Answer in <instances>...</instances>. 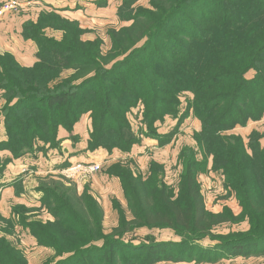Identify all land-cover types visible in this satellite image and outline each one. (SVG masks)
<instances>
[{"label":"trees","instance_id":"16d2710c","mask_svg":"<svg viewBox=\"0 0 264 264\" xmlns=\"http://www.w3.org/2000/svg\"><path fill=\"white\" fill-rule=\"evenodd\" d=\"M150 4L149 10L143 7L129 10L127 18L120 14L132 20V25L109 31L112 50L119 52L147 37L144 47L134 51V60H139L135 73L119 79L122 85L117 84L114 74L129 65L130 60L125 58L106 68L108 57L102 53L103 40L98 45L82 42L77 26L73 29L76 38L72 37L65 31L69 21L55 12L43 13L37 23L28 21L44 30L49 26L44 23L46 15L57 18L64 23L63 28L56 21L51 26L61 28L65 35L62 41L39 33L32 37L38 46V60L31 69H20L14 61L18 71L12 73L18 76L8 77L9 72L3 66L4 79L9 82L4 85L2 80L0 87L13 92L15 85L18 99L2 109L8 139L0 142L4 145L0 150L7 149L19 158L33 150L38 140L59 145L60 128L72 132L80 118L90 111L93 129L88 148L94 151L103 147L111 151L117 147L130 151L136 141L124 138L125 130L129 131V108L142 100L146 118L156 121L162 111L177 113L179 93L190 90L194 93L190 108L202 126L194 139L203 155L213 156V170L225 178L226 189L236 200L239 212L229 207L221 212L207 208L198 180L200 160L195 150L183 161L176 189L159 178L156 169L164 174V167L155 161L150 162L146 176L123 167L117 174L131 218L122 214L118 226L100 238L88 234L93 231L90 215L103 230V214L93 199L86 204V211L77 199V205L68 204L56 191L45 186L48 192L44 193V204L54 213L55 221L37 220L26 227L40 246L52 247L59 255L69 254L56 264H117L119 245L138 256V262L146 259L134 264H156L176 246L174 242L129 245L121 238L140 228L168 229L182 239L181 243L188 241L192 247L199 241L214 239L219 226L246 221V232L215 243L212 250L218 256L202 259L214 261L221 257L264 253V145L261 141L264 134L253 132L246 144L242 135L227 133L238 125L246 126L250 120L264 117V0H150ZM26 28L25 24L24 29L29 32ZM167 29L175 31L165 33ZM175 33L180 41H175ZM25 36L31 37L27 33ZM146 51H149L146 58L137 59ZM92 68H95L93 75L82 77L78 85L74 83L76 78L60 77L64 69L79 72ZM24 82H38V85L30 90L22 86ZM46 82H53V86L48 87ZM110 136H115L118 143ZM1 162V169H5L9 159ZM84 199L82 196L81 200ZM100 239L106 241L103 247L92 245ZM184 260L185 256L176 258V261ZM0 264L29 262L23 252L0 240Z\"/></svg>","mask_w":264,"mask_h":264},{"label":"rangeland","instance_id":"374dc122","mask_svg":"<svg viewBox=\"0 0 264 264\" xmlns=\"http://www.w3.org/2000/svg\"><path fill=\"white\" fill-rule=\"evenodd\" d=\"M5 1L10 0H3L0 4V7L3 5ZM20 1V0H15ZM55 0L57 5L63 6H56L58 9H62L66 11V13H60L52 10L50 7L54 6V4L50 3H41L42 9L39 10L38 8H33L30 6H25L21 8L19 11H9L6 12L4 15L0 16V18L8 14L9 18L19 16L23 17L27 15V21L23 23V30H22V37L26 40H31L34 44H36V40L32 37H35L37 33L45 34L48 37H52L56 40H63L65 35V31L69 34L71 33L72 37L76 38V32L73 30L76 26L79 29L78 38L82 42H94L97 45L99 41L103 40V49L102 53L107 56V64H105L106 68H112L115 63H118L125 58L130 60V64L115 71L114 76L118 79L116 80L117 84L122 85L119 79H123L126 75L132 76V72L135 73L136 64H138L139 60H134V51L139 48L144 47L147 37L140 40L138 43L132 45V47L128 50H124V52L114 51L112 50V41L110 38L109 31L111 28L119 29L122 26H130L132 25V20H126L128 15L130 14L129 10L134 8L143 7L145 9H152L150 0ZM37 1H35L36 3ZM63 2V3H60ZM67 5V6H64ZM130 5L131 7H128ZM67 9V10H65ZM39 14L37 15V12ZM45 12H55L59 15L62 19L69 21L66 24L65 31L62 30L64 23L59 22L57 18H51L50 16L46 15L44 19V23L49 25L47 28L40 30L37 29V26H33L34 24L28 23L34 22L37 23L39 21L40 16ZM48 14V13H47ZM120 14L124 15V18L120 17ZM126 15V16H125ZM52 21H56L57 26L61 28H52L51 25H54ZM27 25L29 32H26L24 29V25ZM30 34L31 37H26L25 34ZM174 32L175 30L167 29L165 33ZM172 35V34H171ZM175 41H180V36L178 34H173ZM41 40V39H40ZM43 43L44 40L42 39ZM129 43V42H128ZM126 47V48H125ZM159 48V49H158ZM124 49H127V46H124ZM176 49V48H174ZM38 50V46L36 44V50ZM141 50V49H140ZM156 49L152 50L155 52ZM160 47H157L156 51H159ZM11 48L6 49V52H0L3 57H0V86L1 82L3 84L9 80L4 79V69L3 66L9 72L8 77H16L18 76L17 73H12L13 71H18V67L16 66V61L20 65V69L29 68L31 69L35 64V56L32 59L35 62H24L25 60L21 59L22 55H20V60L17 56L11 52ZM37 53V52H36ZM149 51L143 53V56L138 57L137 59H143L147 57ZM6 55V56H5ZM12 57H10V56ZM34 55V54H33ZM32 55V56H33ZM37 57V56H36ZM14 58V59H13ZM38 60V59H37ZM105 63V62H104ZM129 69L128 71H124V69ZM97 69V68H96ZM95 68L91 70H84V71H76L73 69H64L61 71L60 77L62 79L65 78H76L74 82L75 85H78L82 82V77L93 75ZM20 71V70H19ZM253 75V72L252 74ZM78 77H80L78 79ZM26 83V82H24ZM47 83V82H46ZM107 83V82H105ZM22 84V83H21ZM30 84H22V86L32 90V87H37L38 82ZM32 85V86H31ZM48 87L53 86V82L47 83ZM107 85V84H106ZM5 87V86H4ZM13 92L6 91L4 88L0 87V115H2V109L6 107V105H12L18 99L16 94V86H13ZM87 88H84L83 91H86ZM123 95L124 93L121 92ZM125 96V95H124ZM179 105L178 114H171L166 111H162L160 114V118L156 121H150L146 118L145 114V105L142 100L136 102L132 107L129 108L127 111V120L129 124V131L125 130V139H135L136 143L132 146V149L129 151H123L120 148H112V150H108L103 147H99L98 149L90 152L89 158H87L83 162H76L71 163L68 160H65L63 169H56L55 173H51V176H48L46 179L41 180L40 182H44V186L50 187L51 190H56L58 193V197L60 199L63 198L67 201L68 204L73 203L77 205H82V208L87 211L86 204L90 203V200L93 199L96 203V208H100L102 211L103 217L105 216V223L102 221L103 230L97 222H93V217L90 215L89 220L90 226L93 228L92 232L88 234L92 237L100 238L101 234L103 233H110L112 232L113 228L119 224L120 217L122 214L127 215V219H130V209L127 205L121 200L117 198L113 199V201H109L111 197H109V193H106L103 190V184L105 180H100L97 178V183L93 179L94 176H104V177H116L119 178L117 173L122 172L123 167L128 168L134 174L138 175L144 174L145 176L148 174V166L150 161H155L159 165L164 167V174L161 170H157V174L159 178L164 179L165 183L170 187L177 188L180 175L183 172V161L186 158L187 154H191L193 150L197 153V158L200 160L199 163V172H198V180L201 186V190L203 192L206 206L208 209L214 212H221L224 210L225 207L231 208L236 213L239 212V207L235 199H233L225 185V178L220 172H216L213 170V156L204 155L202 154L200 148L198 147L196 140L194 139V134L197 131L201 130V121L196 116L195 111L190 108L191 103L194 100V93L190 90H185L179 93ZM11 101V102H10ZM131 101V99H130ZM32 105V104H29ZM88 115L83 119L81 127L83 130L89 131L88 139H90V133L93 129V118L91 116V112L85 113ZM0 117H3L0 116ZM82 118V117H81ZM80 118V120H81ZM88 118V119H87ZM80 120L78 122H80ZM77 122V123H78ZM76 123V124H77ZM5 126V122H4ZM86 127V129H84ZM259 132L260 134H264V117L261 120H250L246 126L238 125L235 129L227 131V133H237L243 136L245 139V143L248 144L249 135L253 132ZM113 137L116 144L118 140L115 136ZM262 137V136H261ZM90 141V140H89ZM264 145V136L261 139ZM37 144L33 147V151H41V150H48L46 147L50 148H59L61 144L56 146H51L50 144H46L42 141H37ZM2 144H0V148H2ZM167 146V147H166ZM104 149V150H103ZM2 150V149H1ZM0 150V151H1ZM98 150V151H97ZM9 151V150H8ZM120 151V152H119ZM133 151V154H132ZM10 152V151H9ZM118 152L120 154H118ZM145 152V153H144ZM11 153V152H10ZM108 153V154H107ZM116 153V154H114ZM130 153V154H125ZM146 154V156H140V154ZM96 155V156H94ZM43 156V155H42ZM0 186L2 188V192L0 194V202L2 199V194L4 188H6V179H9V176H6V169H1V161H5V158L1 157L0 155ZM206 160V161H204ZM12 161V158H9L8 164ZM89 161V162H88ZM96 162L99 163L101 169L94 173V174H87V173H80L75 177H67L65 175V171L70 167L76 166L79 163H91ZM7 163V162H6ZM5 163V164H6ZM7 165V164H6ZM5 165V166H6ZM7 167V166H6ZM116 175V176H115ZM49 178V179H48ZM77 178H84L86 181V189L83 190L82 196H85L84 200L78 199L74 195V180ZM120 179V178H119ZM74 182H72V181ZM121 181V180H120ZM21 182L17 183V186L20 187L22 190V186H20ZM71 184V185H70ZM57 188V189H56ZM48 192V190H45ZM49 196V194H47ZM109 197V199H108ZM44 198H46L44 196ZM51 199V196H49ZM78 202H76V200ZM7 201L9 199H6ZM20 202V197H12L10 202H6L7 206H1L0 208V240H6L11 247L20 253L23 252L25 257L27 258L29 264H56L59 260L64 257H67L69 254L64 253L59 255L58 252L52 248L43 246L49 249L40 250L33 249V242L29 238L30 233L24 230V225L28 226L27 224L36 222V214L34 213L35 209L29 204L25 203L27 199L22 200ZM103 204L105 203H112L111 207L103 208ZM94 203V204H95ZM111 205V204H110ZM78 208V206H77ZM97 209V210H98ZM105 209V210H104ZM98 212H100L98 210ZM99 220V217H98ZM40 221V220H39ZM72 221V220H71ZM248 229V223L240 222V223H228L222 226H219L215 229L214 239H205L203 241H199L196 244H193L190 247V242L181 243L182 239L177 236L173 231L168 229H153L149 230L146 228H140L133 234H126L121 239L124 240V243L129 245H137L142 242H153V241H172L175 243L176 246L170 248V250L163 255L164 259L160 263L156 264H264V253L258 255H251L247 257L239 256V257H221L214 261L203 260L202 258L208 257V255H216L217 252L212 250L214 248L215 243L219 241H224L226 237H232L234 235H241L246 232ZM84 234V233H83ZM85 239V237H83ZM106 241L100 239L92 245L96 246L97 248L103 247ZM113 243V242H112ZM181 243V244H180ZM211 249L212 251H210ZM97 253V252H96ZM145 256V255H144ZM185 256L184 261H176L177 257ZM98 260L100 259V254H98ZM138 256L134 253H130L126 248L123 246H118L117 248V264H134L143 263L146 261L145 258H142L141 262H138ZM213 257V256H212ZM190 259V260H189ZM194 259V260H191ZM101 261V260H100Z\"/></svg>","mask_w":264,"mask_h":264},{"label":"crops","instance_id":"0c3cea01","mask_svg":"<svg viewBox=\"0 0 264 264\" xmlns=\"http://www.w3.org/2000/svg\"><path fill=\"white\" fill-rule=\"evenodd\" d=\"M2 1L3 0H0V4L2 3ZM20 1L26 2L28 3V6L33 8H38L39 10L42 9L41 3H50L51 5L54 4V6L50 7L52 10L60 13H66V11L56 8V6L58 7L63 5H57L55 3V0H20ZM35 1L37 2L35 3ZM63 2H65L66 4L67 1L64 0ZM39 12L40 11L37 12V15L39 14ZM26 16L27 15L20 17L19 15L16 17L9 18V15L6 14L3 17V20L2 18H0V52H6V49L9 50V48H11L12 50L11 52H13L19 60H20V55H22L21 59L22 60L24 59L25 60L24 62L28 63V62L37 61V57H36L37 51L34 53V50H36V44H34L31 40H26L24 37H22L23 36L22 25L28 19V17ZM34 56H35V61L32 60L34 59L33 58ZM86 116L88 117V115L86 114L82 116L80 122L75 124L74 130L72 132L67 131L63 127L60 128L58 138L60 139L61 147L59 148L55 149V148L46 147L48 148V150H41V151L38 150V152L37 151L27 152L26 154H24L19 158H15L12 152L10 151L11 152L10 153L7 149H2L0 151L1 157L5 158V160L12 158L10 164L7 163L6 165L7 167L5 168L6 176L8 175L9 179H6L7 182L5 184L6 188H4L3 190V194H2L3 200H1L0 202V208L1 206L6 207L7 206L6 202L8 201L10 202L12 197H16V198L20 197V202H23L22 200L27 199L25 203H29L33 207V209H35L34 213L36 214V218H37L36 220H40L43 223H46L48 221H55L54 213H52L50 209L47 208V206L44 204L45 183L44 182L41 183L40 181L46 179L48 176H51L50 174L55 173L56 169H60V168L63 169L65 165L64 163H66L65 160H68L71 163H76L79 161L83 162L87 158H89L88 156L90 152H92L88 148L89 131L86 129V127L84 128L86 130H83L81 127L83 119ZM7 139L8 136H7L6 127L4 126V116H3L0 117V142L7 141ZM119 152L118 154H120ZM144 153L140 154L138 158L141 156H146V154ZM125 154H130V153H125ZM150 162L148 164H150ZM148 170H149V166H148ZM97 178L103 181L105 180V182L102 183L103 190L106 193H109L110 195L109 197H111L110 199L108 197L109 201L112 202L113 199L117 198L118 200H121L124 203V205H127L124 195V189L119 178L94 176L93 179L96 181V183L98 180ZM18 182H21L20 186H22V190L20 189V187L17 186ZM74 182H73L74 195L76 198L81 199L83 190L86 189L87 183L84 178H77L76 180H74ZM6 199L9 200L7 201ZM53 206L54 208H56L57 206L55 201ZM111 206L112 203L103 204L102 202V207L105 209ZM103 222L105 223V216L103 217ZM24 230L30 233L29 238L33 242L34 250L38 249L41 252L42 250L49 249L40 246L38 244L36 237L31 233L28 227L24 226Z\"/></svg>","mask_w":264,"mask_h":264},{"label":"built area","instance_id":"2783aa9c","mask_svg":"<svg viewBox=\"0 0 264 264\" xmlns=\"http://www.w3.org/2000/svg\"><path fill=\"white\" fill-rule=\"evenodd\" d=\"M28 3L22 2V1H5L3 5L0 7V16L4 15L6 12L9 11H19L21 8L27 6ZM101 169V166L99 163L91 162V163H79L76 166L70 167L65 171V175L67 177H75L76 175L80 173H87V174H94L98 172ZM2 192V188L0 186V194Z\"/></svg>","mask_w":264,"mask_h":264}]
</instances>
